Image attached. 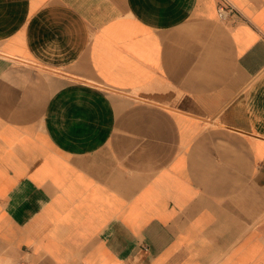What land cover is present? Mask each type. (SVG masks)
Returning a JSON list of instances; mask_svg holds the SVG:
<instances>
[{"label":"crops","instance_id":"obj_1","mask_svg":"<svg viewBox=\"0 0 264 264\" xmlns=\"http://www.w3.org/2000/svg\"><path fill=\"white\" fill-rule=\"evenodd\" d=\"M0 264H264V0H0Z\"/></svg>","mask_w":264,"mask_h":264},{"label":"built area","instance_id":"obj_2","mask_svg":"<svg viewBox=\"0 0 264 264\" xmlns=\"http://www.w3.org/2000/svg\"><path fill=\"white\" fill-rule=\"evenodd\" d=\"M231 9H232L231 5H228L227 7L223 5H218L216 9V13H218V16L220 18H225L228 15V13H230Z\"/></svg>","mask_w":264,"mask_h":264}]
</instances>
